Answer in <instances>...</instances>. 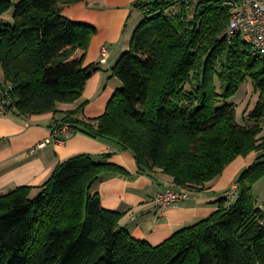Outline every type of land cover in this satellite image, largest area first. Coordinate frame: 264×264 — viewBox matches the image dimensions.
Instances as JSON below:
<instances>
[{
    "label": "trees",
    "instance_id": "16d2710c",
    "mask_svg": "<svg viewBox=\"0 0 264 264\" xmlns=\"http://www.w3.org/2000/svg\"><path fill=\"white\" fill-rule=\"evenodd\" d=\"M84 0H0V69L10 85V112L59 114L74 104L98 70L85 66L97 29L71 21L65 8ZM136 8L144 18L111 69L122 83L98 118L61 120L72 132L113 141L133 153L140 173L161 170L182 189H203L240 157L259 155L237 178V193L217 210L153 246L103 207L95 187L109 174L130 173L82 154L61 162L40 187L0 196V264H264V210L254 186L264 177V64L223 33L229 11L212 0L193 9L168 0ZM81 53V55H78ZM251 80L259 99L237 121L231 103ZM111 154L105 155L109 159ZM38 191L35 193V191Z\"/></svg>",
    "mask_w": 264,
    "mask_h": 264
},
{
    "label": "crops",
    "instance_id": "0c3cea01",
    "mask_svg": "<svg viewBox=\"0 0 264 264\" xmlns=\"http://www.w3.org/2000/svg\"><path fill=\"white\" fill-rule=\"evenodd\" d=\"M140 1L150 4L153 0H84L65 8L63 14L71 21L97 29L85 66L95 65L98 70L87 82L79 101L58 105L59 114L26 117L9 112L0 118V196L18 187H40L59 163L88 154L96 162H109L130 173V176L109 174L95 190L105 209L124 214L121 225L135 239L158 246L178 231L210 217L218 208L217 202L236 185L238 176L255 162L256 153L245 159L238 158L220 178L203 189H183L189 192V199L164 211L158 210L155 194L165 189L178 191L182 188L175 186L173 179L161 170L140 173L133 153L118 150L111 140L74 132L62 137L61 142L52 141L31 154L38 145L52 138L56 120L63 119L66 112L80 110L85 105L74 118L93 119L105 114L121 83L112 79L111 69L129 49L133 33L144 18V10L135 7ZM104 47L109 52L108 64L100 65ZM3 84L4 73L0 69V85ZM108 154L111 157L106 159Z\"/></svg>",
    "mask_w": 264,
    "mask_h": 264
},
{
    "label": "built area",
    "instance_id": "2783aa9c",
    "mask_svg": "<svg viewBox=\"0 0 264 264\" xmlns=\"http://www.w3.org/2000/svg\"><path fill=\"white\" fill-rule=\"evenodd\" d=\"M176 4H185L195 9L200 4L212 0H168ZM220 2L229 11V23L223 33V38L229 43L239 39L251 48L252 54L264 64V0H216ZM108 49H102V59L100 64H108ZM10 85L0 89V118L9 114V108L12 105L10 98ZM72 129L68 124L61 120L55 127L52 138L38 145L31 151L35 154L37 150L43 149L52 141L61 142L62 137L66 138L72 134ZM237 193V186H234L227 199L232 202ZM189 192L181 189L178 191L172 189L161 190L154 196V202L159 211H164L172 205L185 202L189 199Z\"/></svg>",
    "mask_w": 264,
    "mask_h": 264
},
{
    "label": "rangeland",
    "instance_id": "374dc122",
    "mask_svg": "<svg viewBox=\"0 0 264 264\" xmlns=\"http://www.w3.org/2000/svg\"><path fill=\"white\" fill-rule=\"evenodd\" d=\"M15 1L19 2L20 0H15ZM157 1H165V0H153L152 3L157 2ZM0 22L1 23L2 22L12 23L13 22V10L9 11L4 16L0 17ZM112 79H114V78H112ZM119 82H121V81H119ZM121 87H122V83H120L118 89ZM258 99H259V93L255 91V88L253 86L252 81L248 80V82H246V84H244L241 87L238 94L230 100L231 103H235L237 105V121L239 124L246 125V126L255 125V122L251 121L247 116L254 109ZM79 113H80V111H79ZM60 120H62V118L56 120V127L58 126ZM61 122L64 123L63 121H61ZM261 136L264 137V132L262 133ZM256 155H257V158L254 160L255 162L259 157L258 154H256ZM241 158H244V157H241ZM235 186H237V185H235ZM253 192H254V196L257 200L258 207H260L264 210V177L254 186Z\"/></svg>",
    "mask_w": 264,
    "mask_h": 264
}]
</instances>
